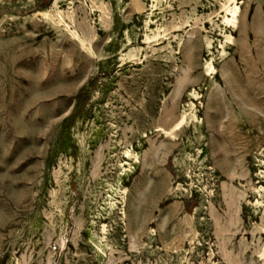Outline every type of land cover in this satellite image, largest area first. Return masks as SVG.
<instances>
[{"label": "rangeland", "instance_id": "1", "mask_svg": "<svg viewBox=\"0 0 264 264\" xmlns=\"http://www.w3.org/2000/svg\"><path fill=\"white\" fill-rule=\"evenodd\" d=\"M222 2L0 0V264H264V0Z\"/></svg>", "mask_w": 264, "mask_h": 264}, {"label": "bare ground", "instance_id": "2", "mask_svg": "<svg viewBox=\"0 0 264 264\" xmlns=\"http://www.w3.org/2000/svg\"><path fill=\"white\" fill-rule=\"evenodd\" d=\"M222 8H223V10L225 12L224 15L222 14L223 15L222 22L225 23V24L234 25L236 23V21H237V17H238V13H239V8H238V5L236 3V0H223V2H222ZM61 19H62V17H61ZM72 31H74V30H72ZM226 37H229V35H226ZM260 234H262V233H260Z\"/></svg>", "mask_w": 264, "mask_h": 264}]
</instances>
